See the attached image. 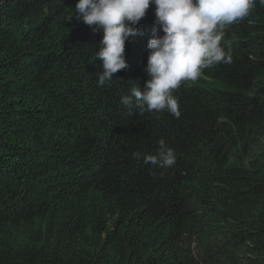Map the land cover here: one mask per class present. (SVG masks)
Returning a JSON list of instances; mask_svg holds the SVG:
<instances>
[{"label": "trees", "instance_id": "trees-1", "mask_svg": "<svg viewBox=\"0 0 264 264\" xmlns=\"http://www.w3.org/2000/svg\"><path fill=\"white\" fill-rule=\"evenodd\" d=\"M75 3L0 0V264H264V5L226 29L231 63L175 90L177 119L120 103L154 6L99 86ZM161 139L168 169L143 162Z\"/></svg>", "mask_w": 264, "mask_h": 264}, {"label": "clouds", "instance_id": "clouds-1", "mask_svg": "<svg viewBox=\"0 0 264 264\" xmlns=\"http://www.w3.org/2000/svg\"><path fill=\"white\" fill-rule=\"evenodd\" d=\"M264 5V0H258ZM257 0H76L75 16L100 33L96 59L101 61L98 85L111 81L115 73L128 67L125 45L138 34L137 25L154 6L155 35L147 42L144 71L148 79L143 87L136 82L120 103L138 114L168 112L180 118L179 99L174 92L183 82L196 81L205 69L231 63L230 45H222L226 29L248 17ZM137 114V113H136ZM155 154L143 157L153 168H171L177 153L163 139ZM136 159L141 153H134Z\"/></svg>", "mask_w": 264, "mask_h": 264}]
</instances>
